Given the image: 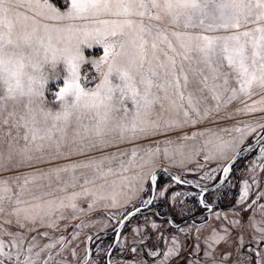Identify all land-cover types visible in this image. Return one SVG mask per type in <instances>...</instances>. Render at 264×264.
Segmentation results:
<instances>
[{
    "label": "snow or ice",
    "instance_id": "snow-or-ice-1",
    "mask_svg": "<svg viewBox=\"0 0 264 264\" xmlns=\"http://www.w3.org/2000/svg\"><path fill=\"white\" fill-rule=\"evenodd\" d=\"M249 137L259 153L236 181ZM0 173H12L0 175V264H72V241L56 233L98 209L120 225L118 256L116 241L97 248L105 264H240L228 249L246 243V264H264V0H0ZM216 173L239 185L227 210L206 198ZM161 175L171 184L157 188ZM185 195L201 222L184 220ZM157 198L180 224L149 207ZM142 209L129 247L121 228ZM85 252L78 264H97Z\"/></svg>",
    "mask_w": 264,
    "mask_h": 264
},
{
    "label": "rangeland",
    "instance_id": "rangeland-1",
    "mask_svg": "<svg viewBox=\"0 0 264 264\" xmlns=\"http://www.w3.org/2000/svg\"><path fill=\"white\" fill-rule=\"evenodd\" d=\"M86 54L89 56H93L96 55L98 56L100 54V50L99 49H91V50H87ZM51 87H55L54 85H52ZM49 99H51V96L49 97ZM232 107H235V105L231 106L229 108V111L232 110ZM223 115V113H222ZM235 123V121L229 120L226 121L225 124L226 125H231ZM209 126H214V125H210L209 123L205 122V124L200 125L201 128L204 127H209ZM191 131V130H190ZM252 141H254V137H249V139L246 141V144L251 143ZM259 153V146L253 150L252 152L248 153L247 155H245L244 157L240 158L234 165L232 168V172H231V176L234 180L239 181L242 180L246 177V173H247V164L253 160L256 155ZM200 163H203V160H200ZM215 164H212L211 167H215ZM158 167H167L173 174L175 175H180L181 173H186L183 178L187 179V180H193V181H197L199 179V176L202 175L201 173H192V172H188L187 169H192V168H196L198 167V165L196 163H192V164H188L186 165L184 168H179V167H170L169 164L165 161H161L160 164L158 165ZM21 171H28V169H21ZM12 173H0V175L3 176H7L10 175ZM220 173H216L217 175V179L219 177ZM215 181L211 182L214 183ZM202 184H207L208 182L206 181H202ZM166 184H171V181L169 178L164 177L163 175H161L158 178V184H157V188H163ZM261 187H264V184L261 185ZM238 188L239 185H237L236 188H229L226 184L221 185L220 187H218L217 189H215L214 191H211L207 194L206 198L208 199L209 202H211L213 200V198L216 199V201L218 202V207L219 209H224L227 210L229 207H231L234 202H235V198L238 194ZM169 191H181V192H198V190H195L192 187L189 186H184V185H176L173 184L171 185V188L169 189ZM145 196L148 195V193L144 194ZM255 197L253 196V199ZM178 200L182 199L184 201V204L181 205L180 207H183L185 209V213L186 215H184V220L190 217H195L192 221L195 223H199L203 220L204 216L200 215L202 213H204V210L199 206L198 201L196 198L192 197V196H182V197H178ZM136 206L139 205L138 202H134ZM259 203L264 204V199H261L259 201ZM82 206L83 207H87V203L86 202H82ZM152 209H155L156 211H158L160 213V216L163 215H171L172 218L176 221V223H180L181 219L178 216L177 212L173 211L169 206H168V201L165 199H160L157 198L156 200H154L153 205H151ZM132 209L131 207L128 209L130 210ZM115 211L113 209H98L94 212L88 213L87 215H82L79 219L76 220H72L70 223L68 221H64L62 222V227L64 224H67V230L64 232V235L67 236V238L69 240H71V244L69 245V248H74L76 251V260H73L72 256L69 254L68 251H65L64 255L67 256L68 260L72 262V264H78V262L80 260H83L86 252L85 249L88 250V255L89 258L92 260L97 261V264H105V260H106V254H97V248L99 247L100 249H107L109 245H111L112 240H113V236H114V229L116 227V225L118 224L116 222L115 219H110L108 216L105 215L106 212H112ZM69 215H71V213H69ZM145 215H149V212L146 213H139L137 214L135 217L130 218V220L126 223V226L123 228L122 232H121V239H124V243L127 246H131V241L133 239V234H132V227L136 226V225H140L143 223V219ZM198 215V216H197ZM245 218L247 217V215H249V213H245ZM154 218V217H153ZM257 219H259V216H257ZM84 221L85 223H87L89 226L86 227H82L80 229H75V226L77 224H81V222ZM76 230L80 233V235L77 237V239L72 240V232L73 230ZM97 229V231H95ZM45 229H40V231H44ZM146 231L148 229H145ZM175 229L170 228L169 232H174ZM206 231V230H205ZM35 233H33L34 235ZM194 234V233H193ZM91 236L92 240L88 241V237ZM153 239L155 238V234H153ZM183 243H186L188 245V249L190 251L191 249V244L193 243V241L191 239H184L183 237L181 238ZM251 239V229H246L245 230V240L248 241ZM47 243V241H46ZM149 246L151 247V240L148 241ZM161 248H164V242L161 241L160 243ZM261 247H264V245H261ZM229 251L233 252V256H232V261H238L240 262V264H246L247 261V254H248V246L247 243L245 244V247L243 249L240 250V253L237 254L235 247L229 248ZM113 254L112 256H118L119 254V241L116 244V247L113 249ZM181 256L186 257L187 256V252L186 251H182ZM241 256H243V260L241 259ZM132 257V253L128 252L126 254V256L124 257V259L126 260H131ZM170 264H177V260L174 259L172 261H170ZM180 264H184V262L181 260ZM231 264V262H230Z\"/></svg>",
    "mask_w": 264,
    "mask_h": 264
},
{
    "label": "water",
    "instance_id": "water-1",
    "mask_svg": "<svg viewBox=\"0 0 264 264\" xmlns=\"http://www.w3.org/2000/svg\"><path fill=\"white\" fill-rule=\"evenodd\" d=\"M249 144H251L252 145V148H251V150L249 151V152H242V154H241V156L237 159V161L240 159V158H242V157H244L245 155H247L248 153H250V152H252L253 150H255L259 145H257L254 141H252L251 143H249ZM248 145V144H247ZM247 145H244V147H246ZM236 161V162H237ZM235 162V163H236ZM234 163V164H235ZM233 164V165H234ZM233 165H232V168H233ZM159 168H166L167 170H168V172L170 173V174H173L167 167H159ZM221 175V173L219 174V176ZM212 185H218V187H220L221 185H223V184H220L219 183V177H218V179L214 182V183H212ZM184 186H189V187H192V188H194L192 185H184ZM218 187H215L214 188V190L215 189H217ZM195 190H198L199 191V189H196V188H194ZM214 190H210L209 192H211V191H214ZM140 205H138L137 207H139ZM150 208H151V205L149 206ZM129 211H134V208H132V209H130ZM146 212H148V209H142V212L141 213H146ZM139 214V213H138ZM200 215H203V213L202 214H200ZM163 216H166V215H163ZM163 216H161V217H163ZM198 216V215H197ZM195 217L193 216V217H190V218H187V219H185V220H193ZM128 222V221H127ZM126 222V223H127ZM181 223V222H180ZM180 223H178V224H180ZM117 228H120V225L119 224H117L116 225V227H115V229H114V236H113V240H112V243L111 244H113V242L114 241H116V244H117V237H116V232H115V230L117 229ZM124 228V227H123ZM123 228H121V232H122V230H123ZM111 256H112V253H111ZM109 259V257H108V255L106 254V260H105V262L107 261Z\"/></svg>",
    "mask_w": 264,
    "mask_h": 264
},
{
    "label": "crops",
    "instance_id": "crops-1",
    "mask_svg": "<svg viewBox=\"0 0 264 264\" xmlns=\"http://www.w3.org/2000/svg\"><path fill=\"white\" fill-rule=\"evenodd\" d=\"M95 231H97V229H96ZM56 235H64V232H63V233H56ZM46 241H47V240H44L43 243H46ZM160 243H161V242H160ZM160 247H161V245H160Z\"/></svg>",
    "mask_w": 264,
    "mask_h": 264
},
{
    "label": "trees",
    "instance_id": "trees-1",
    "mask_svg": "<svg viewBox=\"0 0 264 264\" xmlns=\"http://www.w3.org/2000/svg\"><path fill=\"white\" fill-rule=\"evenodd\" d=\"M112 254H113V252H112Z\"/></svg>",
    "mask_w": 264,
    "mask_h": 264
}]
</instances>
